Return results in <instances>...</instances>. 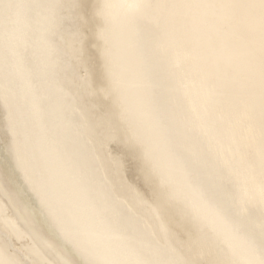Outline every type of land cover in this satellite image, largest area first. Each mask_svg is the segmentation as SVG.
I'll return each instance as SVG.
<instances>
[{
    "label": "bare ground",
    "instance_id": "1",
    "mask_svg": "<svg viewBox=\"0 0 264 264\" xmlns=\"http://www.w3.org/2000/svg\"><path fill=\"white\" fill-rule=\"evenodd\" d=\"M131 2L0 0V264H260L259 0Z\"/></svg>",
    "mask_w": 264,
    "mask_h": 264
},
{
    "label": "snow or ice",
    "instance_id": "2",
    "mask_svg": "<svg viewBox=\"0 0 264 264\" xmlns=\"http://www.w3.org/2000/svg\"><path fill=\"white\" fill-rule=\"evenodd\" d=\"M148 6L149 5L145 3L144 0H132V2L127 5V7L131 9L134 13L131 19L134 22H138V23L143 22L145 20V17L142 14H140L138 10L146 8ZM245 6L254 8V7H257V4L255 3V0H247V3ZM258 7L260 10L262 26H264V0H259ZM106 8H107V5H104L103 7L100 8L99 13H98L100 16L104 18H106V13H105ZM261 154H262V158H264V144H262V147H261ZM254 159H255V154L249 153V162H254ZM249 212L251 213V210H249ZM234 221L238 223L241 226V228L247 227L246 218L241 219L240 217H234ZM260 248H261V256H262L260 264H264V231L261 232V236H260ZM225 264H231V262H225Z\"/></svg>",
    "mask_w": 264,
    "mask_h": 264
}]
</instances>
